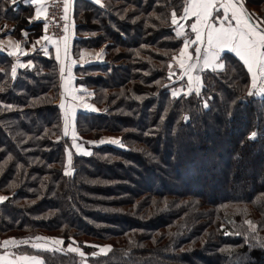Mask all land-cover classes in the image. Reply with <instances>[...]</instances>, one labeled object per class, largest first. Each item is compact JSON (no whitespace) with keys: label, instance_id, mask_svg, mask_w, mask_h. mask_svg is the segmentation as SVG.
<instances>
[{"label":"trees","instance_id":"trees-1","mask_svg":"<svg viewBox=\"0 0 264 264\" xmlns=\"http://www.w3.org/2000/svg\"><path fill=\"white\" fill-rule=\"evenodd\" d=\"M245 1L264 19V0ZM186 5L75 1L73 53L104 59L75 69L100 109L79 112L76 131L87 146L123 147L73 152L70 175L58 62L36 50L13 76L15 59L0 53V241L63 240V251H19L44 264H264V95H248L249 73L229 53L223 71L203 74L200 97L171 95L168 66L192 36L176 35L171 14ZM34 12L0 0V38L33 47L46 36Z\"/></svg>","mask_w":264,"mask_h":264},{"label":"snow or ice","instance_id":"snow-or-ice-1","mask_svg":"<svg viewBox=\"0 0 264 264\" xmlns=\"http://www.w3.org/2000/svg\"><path fill=\"white\" fill-rule=\"evenodd\" d=\"M25 3L41 4L42 0H24ZM100 3V0H95ZM16 3V0H12ZM65 12L67 11V4L65 3ZM42 9L36 10V18L39 19V13ZM172 24L178 25L180 20H187L190 17H195V21L190 24V31L194 34V39H185L183 47L179 52V57H173L180 70V79L187 77V92L185 96L195 94L197 97L201 96V88L198 86L201 81L200 75H193L199 65L201 71L204 69H211L216 71L218 68L223 69L225 64L222 53L225 51L233 52L246 66L248 73H250L251 90L248 95H264V19L259 22L253 21L251 13L247 12L243 6L242 0H188L187 6L183 8L182 15L177 16L175 10L172 12ZM66 18V17H65ZM32 22V18H29ZM47 27V25H45ZM183 27V25H180ZM14 31V30H13ZM66 31V28H65ZM177 36H183V32H177ZM45 40L49 39L47 36L43 37ZM65 41L67 37L63 38ZM190 46L195 53V62L193 55L189 51ZM57 59H59L60 48L57 42ZM169 79L176 75L171 71L172 65L169 64ZM63 68L61 73H63ZM16 68H12V75L15 76ZM196 85V87H194ZM67 91V88H66ZM173 97L179 98L180 90L172 91ZM73 99L78 97L73 96ZM210 99V98H209ZM203 106L208 107V100H204ZM64 108L65 105L61 104ZM185 119H188L187 117ZM67 135V132H65ZM256 133H252L255 137ZM77 147H79L77 145ZM90 154V153H85ZM71 162V153H69V163ZM70 172H65V175H70ZM6 198L0 197V200ZM250 227L255 230L251 221H245ZM38 240H48L50 238L38 237ZM54 244H63L61 239H52ZM15 245V239L6 240L3 245ZM34 248H41L43 245L37 243L32 245ZM92 247L100 248L104 251L105 248L110 249L111 246L92 245ZM70 251H79L78 248L69 247ZM81 256L85 254L80 253ZM3 258L0 257V260ZM19 259L24 261H31V264H40L35 257L21 256Z\"/></svg>","mask_w":264,"mask_h":264},{"label":"crops","instance_id":"crops-1","mask_svg":"<svg viewBox=\"0 0 264 264\" xmlns=\"http://www.w3.org/2000/svg\"><path fill=\"white\" fill-rule=\"evenodd\" d=\"M50 1L52 0H42L41 4H32V3H25V2L24 4L34 7L35 12H34L33 20L36 22H41V21H44V19L46 18L47 8H48V4ZM75 1L76 0H66L68 12H69V15L67 17V29H66L67 39L66 41L64 40V43L62 45H59V48H60L59 59H57V52H56L57 44L50 38L47 40H45L44 38H41L40 40L36 41L33 47H30V48L25 47L24 41L19 42L11 36L0 38V53L8 54L15 59L14 68H16V72L18 70L25 69L27 67H30V68L33 67V63L31 61H28V62L24 61V58L27 56H31L36 50L42 51L43 54L47 57L49 56L54 57L55 60L58 62L59 72H60V75H59L60 98L58 101V105L60 106L61 104H64L65 107L64 108L61 107L62 112L64 114H69L67 117L65 115L64 121H66V124H67L66 130L68 131V136L70 140L72 141V149H69L67 153L68 165L72 164V154L74 151L77 153V155L88 156V154H85V153H87V148L90 147L80 140L79 135L76 131L75 123H76V117L78 113L82 111L89 112V113L90 112L100 113V109L95 107L94 104L92 103L91 90L77 84V77L75 75V69L77 67H85V66L92 65V64L102 63L104 60L103 59V49L84 48L80 50L77 56H75L73 53V44L77 38L76 33H75L77 24L74 21V15L71 13V10H72V7ZM89 1H92L95 4H100V3H96L95 0H89ZM242 2H243V6L245 10L247 11L246 4L244 5L246 1L242 0ZM187 3H188V0H187ZM37 9H42V11H40L39 13V19L36 18ZM194 21H195V17H190L186 21L180 20V23L182 22L185 25L189 26ZM253 21L256 22L254 19ZM26 35L27 34H25V37L27 38ZM191 37L194 39L193 33ZM188 39H191V38H188ZM189 51L193 55L191 46H190ZM226 53L233 55L243 64V62L233 52L225 51V53H222V56ZM174 62L175 60L173 61L172 65H174ZM62 68L64 70L63 73H61ZM223 70L224 68L223 69L218 68L215 72H219ZM207 71L214 72L211 69H207ZM204 73L200 75L201 85H199V87L201 88V90L203 88V74ZM249 76H250V73H249ZM66 88H67V91H66ZM250 90H251V87H250ZM184 93L186 92L184 91ZM73 96L78 97V99H73L72 98ZM65 110L68 113H66ZM69 117H70V120H69ZM77 145L79 147H77ZM69 153H71L70 163H69ZM0 197L2 196L0 195ZM2 202H4V199L0 200V203ZM4 241H0V257L3 258L2 260H0V264H31V261H24L22 259H19V257L21 256L35 257L39 260L40 264H44V260L41 257L36 256V255L20 254L18 251H14L13 247H11L10 244L3 245ZM38 241L39 243H41L40 240Z\"/></svg>","mask_w":264,"mask_h":264},{"label":"rangeland","instance_id":"rangeland-1","mask_svg":"<svg viewBox=\"0 0 264 264\" xmlns=\"http://www.w3.org/2000/svg\"><path fill=\"white\" fill-rule=\"evenodd\" d=\"M244 5H245V3H244ZM246 9H247V11H248L249 13L252 14L253 19H254L256 22H258V20H256V19H257V18H256V17H257V14L254 13L253 11L249 10L247 7H246ZM180 25H183V27H180ZM189 26H190V25H189ZM189 26L185 25V24L182 23V22L180 23V21H179L178 25H175L177 31H179V32H183L184 35H187L188 31L191 32ZM186 29H187V30H186ZM191 39H193V38L191 37ZM191 48H192V47H191ZM192 52H193V61H191V62H195V53H194V51H193V48H192ZM171 65H172V64H171ZM171 71L176 73V75L173 76L172 79H171V86H172V88H171V92L174 91V90H180L181 94H183L184 91L187 92V84H188L187 77H184L183 80L180 79V70H179V68H178V66H177L176 61L174 62V65H172V67H171ZM205 71H207V69H204L203 71H201V69H200V67H199V65H198L197 68H196V70L193 72V75H201V74L204 73ZM169 73H170V70H169ZM200 82H201V81H200ZM199 85H201V83H200ZM199 85H198V86H199ZM194 87H196V85H194ZM254 96H256V97H262L263 95H259V94H257V95H254ZM65 112L68 113L66 110H65ZM65 115H66V117H67L69 114H64V113H63V122H64V124L66 125V121H64V120H65ZM69 120H70V117H69ZM65 125H64V126H65ZM103 145H111V146L123 147V145L121 144V139H120V138L104 137L100 142L90 144V145H89L90 147L87 148V153H91V149H90V148H92V147H94V146L96 147V146H103ZM74 152H75V151H74ZM75 153H76V152H75ZM76 154H77V153H76ZM90 155H91V154H90ZM88 156H89V154H88ZM71 165H72V164H71ZM71 165H68V169H66L67 172H71V170H72V169H71ZM247 176H248V174H247ZM142 185L144 186L145 184L142 183ZM216 193H217L218 195H220L222 192H221V191H217ZM121 225L124 226L123 223H122ZM42 238H43V237H42ZM40 241H41V243H39V241H38L37 238L32 239V240H19V241H16V244H15V245L10 244V246L13 247V250H14V251H18V252H19L20 250L26 249V248H28V247H29L31 250H34L35 252H38V251H44V252H45V251H63V244H54V243H52V239H48V240H40ZM37 243L43 245V247L37 249V248H34V247L32 246L33 244H37ZM69 247H70V246H69ZM69 247L67 248L68 251H70V250H69ZM72 248H73V247H72ZM76 248H77V247H76ZM70 252H74L75 254H78V255L80 256V259H81L82 261H85V260L87 259V256H86V255H84V256H81V255H80V253L82 252L81 250H79V251H70ZM27 255H28V254H27Z\"/></svg>","mask_w":264,"mask_h":264},{"label":"built area","instance_id":"built-area-1","mask_svg":"<svg viewBox=\"0 0 264 264\" xmlns=\"http://www.w3.org/2000/svg\"><path fill=\"white\" fill-rule=\"evenodd\" d=\"M66 0H52L48 4L47 15L44 19L45 35L52 39L56 44L62 45L66 37V19L68 16L65 12ZM67 4V3H66ZM66 17V18H65Z\"/></svg>","mask_w":264,"mask_h":264},{"label":"water","instance_id":"water-1","mask_svg":"<svg viewBox=\"0 0 264 264\" xmlns=\"http://www.w3.org/2000/svg\"><path fill=\"white\" fill-rule=\"evenodd\" d=\"M75 171H72V174L74 175Z\"/></svg>","mask_w":264,"mask_h":264}]
</instances>
